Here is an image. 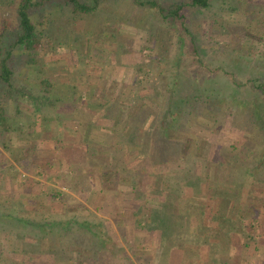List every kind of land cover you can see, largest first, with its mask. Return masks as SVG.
Wrapping results in <instances>:
<instances>
[{
	"label": "rangeland",
	"instance_id": "rangeland-1",
	"mask_svg": "<svg viewBox=\"0 0 264 264\" xmlns=\"http://www.w3.org/2000/svg\"><path fill=\"white\" fill-rule=\"evenodd\" d=\"M10 13L11 10L6 6L0 10L2 16H9ZM185 15L184 27L179 22H165L154 9L138 6L132 0H103L93 14L84 15L69 28H60L57 31L58 39L63 38L66 42L61 47L51 48L50 57L55 60L50 61L43 69L44 75H49L54 82L52 95L53 100L57 99L56 105L48 110L51 111L48 123L43 128L40 117L33 115L29 120L34 122V125L28 127V118L23 106H29L31 109L30 105L24 102L19 108L15 105L9 106V120L13 122L16 133L13 134V153L5 151L6 159H1L0 155V264H75L69 258L75 255L71 251L72 247L68 245L70 235H53L50 234V227L37 226L39 222L58 223L75 216L80 220L89 217L90 221L105 223L109 220L117 237L112 238L117 242V246H121L117 255H122L123 251L130 258L128 264L129 261L130 264H193L188 263L191 255H188L186 250L196 239L194 234L187 236L181 231L180 237L168 226L163 234L164 243L159 241L160 234L155 229L146 231L148 235L145 231L135 235L132 230L133 216L129 214H132L137 203L131 202L133 195L129 188L120 192L118 186L102 180V187L107 191L98 195L97 187L91 186L89 178L96 177L97 171L92 170L83 160L84 139L80 138L83 136L81 125L91 123L96 127L92 132L94 135L89 136L86 141H95L92 143L99 144L101 152H108L107 158L112 166L121 165L125 157H132L130 154H116L113 148H110L108 142L111 133L108 132V127H115L120 111L115 108L114 119L110 114L113 110L110 108L104 111V114L102 110L97 112L91 109L88 101L96 92H101L103 97L112 93L111 99L115 101L117 98H131L134 105L129 114L143 102H146L144 106L147 111H158L153 121H157L156 125L152 124L149 129L152 131L151 137H155L156 148L163 140L160 127L157 126L162 122L164 109L171 103L173 105L171 104L169 110L171 112L173 109L174 114H178L179 110L190 109L196 114L194 117L193 114L188 115L192 117V121L207 124L206 153H210L209 161L216 162L217 170L221 169L223 163L226 164L223 165L221 174H218L219 177L235 179L245 173L248 179H251V173L264 172V130H260L264 125V96L253 87L251 81L257 79L264 83V0H212L208 8L187 7ZM33 69L29 70L23 62L16 64L14 82L18 87L30 88L29 92L37 96L40 87L42 88L40 81L43 76L36 68ZM96 79L99 80L97 84ZM210 93L215 94L212 100L206 97ZM148 94V101L143 98L136 99L137 96L146 97ZM20 98L23 97L19 96ZM200 100L208 102L206 105L209 104L211 108L205 109V105L202 107ZM217 107L220 108V114L216 115L214 110L216 111ZM88 119L91 121H86ZM18 124L22 129L18 128ZM73 125L80 126L74 133ZM44 129L53 134L56 132L57 138L47 140L49 137L42 134ZM59 130H63L64 140L60 139ZM20 131L27 132L28 137L20 136ZM171 134L174 138L187 136L185 132L171 131ZM249 140L251 147L247 153L246 148L241 146H245ZM30 141H34L39 149L35 154L27 155L26 160L25 155L19 151L28 147ZM96 148L97 145L94 146V149ZM1 152L4 151L0 145V154ZM157 152L149 157H146V154L141 155L155 171L185 166L186 160L179 156L171 157L169 162L162 164L161 156ZM47 155L53 160L51 172L55 174L54 178L47 177L45 173L38 175L40 170L37 168L31 171L29 161L33 157L42 159ZM235 156L249 159L257 166L249 173L245 171L244 166H239L238 160L227 163ZM204 157L206 158L205 155ZM188 162H192V159L188 158ZM211 169L212 176L205 180L203 187V192L206 193L208 185L217 183L216 169L214 166ZM172 174L169 173L171 177L168 178L167 184L162 183L154 188L152 181L148 183L141 195L144 217L148 216L146 214L150 206L159 207L165 200L171 184L182 182L183 178L179 172L173 176ZM218 183L221 184L219 181ZM33 184H39V201L35 200ZM184 187L183 183L182 189ZM211 191L212 188L209 187V192ZM57 192L60 195L54 198L53 195ZM250 198H257V194L251 195ZM178 199L175 208L183 212L188 208L200 210L206 204V199L199 196L182 194ZM59 200L61 202H58ZM258 200H264V196H259ZM97 205L100 206L99 209L96 208ZM230 207L231 211L245 214L246 205H238L236 208L235 205L226 204L225 210L229 212ZM257 211L261 216L256 219L255 234L259 240L256 249H253L251 244L246 250L240 246V242H236L231 250L236 256H232L226 247L220 246L213 250L214 253L222 250V256L233 257L236 263L237 260L245 258L247 252L252 251V254L256 253V257L249 256L256 260V264H264V235H260L264 230L263 206L251 215L256 217ZM205 216L209 218L211 212H206ZM187 221L184 227H191L192 223ZM148 226L152 227V224L148 222L147 228ZM181 227L182 225L179 226ZM82 235L87 246L90 238ZM48 238L57 241L55 249L64 247L68 251H59L57 255L41 253L36 255L35 261L31 263L28 253L31 245L41 243L46 248L49 245ZM171 239L175 242L168 245L167 242ZM200 255V252H196L195 260ZM123 259L114 260V263ZM93 263L89 260L86 264Z\"/></svg>",
	"mask_w": 264,
	"mask_h": 264
},
{
	"label": "trees",
	"instance_id": "trees-1",
	"mask_svg": "<svg viewBox=\"0 0 264 264\" xmlns=\"http://www.w3.org/2000/svg\"><path fill=\"white\" fill-rule=\"evenodd\" d=\"M102 1L103 0H0V10L3 6L11 10L9 16L0 15V145L4 151L0 154L1 159L7 158L5 151L9 154H12L14 151L13 134L16 133V129L13 127V122L9 120V106L15 105V107L19 108L18 106H22L25 102L31 107L30 109L29 106H23L28 118L26 123L28 127L34 125V122L29 120L30 116L33 115L40 117L41 123L43 122V128L46 126L50 119L49 114L51 113V111L49 112L48 110L56 105L57 99L54 98L53 100L52 95L54 82L49 75H44L43 69H45L50 61L52 62L55 60L50 57L52 54L51 48L61 47L66 42L63 38L62 40L58 39L57 31L60 28H69L71 24H74L76 20L84 15L93 14L101 6ZM132 1L138 6L154 9L165 22L171 24L179 22L181 26H184L186 20L185 9L187 7L208 8L212 0H188L186 2H175L174 0V2L169 3L160 0ZM192 46L194 47L193 43ZM22 62L27 65L29 70H34L33 68H36L39 74L42 73L43 78H41L40 81L42 88L40 87L37 96L29 92L30 88H22L15 85L16 64H21ZM251 81L253 87L264 96V83L257 79ZM95 82L97 84L99 80L96 79ZM100 93L101 92H96L88 101V105L91 109L97 110V112L102 110L103 114L104 111L110 108V110H113V112L110 113L113 118L115 108L120 111L115 121V127H108V132L111 133L108 144L110 148H113L116 154L124 156L130 154L132 157H130V159L125 157L121 165L115 164L112 166L108 160L109 158H107L109 157L108 152H101L98 146L99 144H94L95 141H90L91 143L86 141V139L92 135V130L94 129L91 128L94 127L91 123L89 124L90 127L84 124L81 125V131H83L81 134L83 136L80 138L84 139V153L82 157L87 166H91L92 170L97 171L96 177H90L89 180L92 187H97L99 191H97L98 195H100L101 192L103 194L107 191L102 187V180H105V183H112L118 186L120 192L125 190V188H129V192L133 195L131 197V202L137 203L132 214H129L131 217L133 216L132 230L135 235L140 231H145L146 233V231L155 229L160 234L159 241L164 243L165 238L163 234L168 226H170L175 233L177 232L180 237L181 231L187 236L194 234V238L196 237V239L186 250L188 255H191V260H189L188 263L193 264H211V262H213V264H236L233 257L230 258L228 255L222 256V250H218L217 254L213 251L216 250L217 246H220L221 248L226 247L232 252L235 235H240L243 238L242 242H240V246L242 245L243 248L252 246L251 244H253V249L258 247L259 240L256 238L255 231H257L256 222L261 214L257 211L256 217H253L251 213L258 210L261 206L264 208V200H258L259 196H264V172L251 173L257 164L254 165L255 163L252 164L249 159L247 160L246 158L235 156L233 160H229L227 163L238 160L237 163L239 166H244L245 171L251 173V177L253 178L248 179L245 173H243L241 177L235 179L231 177L221 178L218 174H221L223 165L226 164L221 163V169L217 170L216 162L209 161V158H211L210 153H206L208 149V135H206L208 132L206 127L207 124L192 121V117H188V115L193 114L192 116L194 117L196 114H194L193 111L191 112L190 109L189 111L183 109L184 112L179 110L178 114H174L172 113L173 109L171 112L169 110L173 105L170 102L172 105L170 104L166 107L167 109H164L161 118L162 122L157 126V128L160 127V135L163 140L160 141L158 144L159 147L156 148L154 143L155 137H151L152 131L149 129H151L150 127H152V124L156 125L157 121L154 123L153 121L157 117L158 111L154 109L152 113L147 111L144 106L146 102H143L137 106L138 109L133 110L132 114H129V110H131V107L134 105L131 102V98L128 100L117 98L115 101V99H111L112 93L110 95L107 94L105 97ZM163 94H160V96ZM19 96L23 98L19 99ZM206 97L212 100L215 94L210 93ZM142 98L150 100L149 94L146 97H136L137 100ZM172 102L174 103L175 101ZM196 103L197 102H195V104ZM200 103H203L202 107L206 106L205 109L208 107L211 108L208 106L209 104L206 105L208 102L200 100ZM186 104H188V102H186ZM64 106L66 107L67 105ZM82 106L85 107L84 104H82ZM215 109L216 111L213 110L217 115L220 108L217 107ZM183 114H187V116L184 117ZM167 119H169L168 123ZM18 128L22 129V126L18 124ZM260 130H264V125ZM171 131L176 133L185 132L187 136L186 138H174ZM18 134L20 136L27 135L26 137H28L27 132L23 133L20 131ZM42 134L48 137L54 136L51 131L49 132L46 129L42 130ZM64 138L65 134L63 133L61 139L64 140ZM44 139L45 138H43V140ZM33 142L30 141L28 147L19 151L25 155L26 160L27 155L35 154L39 149V146ZM250 142L249 140L247 144H244L245 146H241L242 148H246L247 153L251 147ZM14 143L17 145L16 142ZM95 145H97L96 149H94ZM237 147L238 146H236V148ZM156 151H158V155L161 156L160 163H167L171 157L179 156L186 160L185 166L177 169L170 168L167 171H155L153 168L149 167V162L145 158H141V155L146 154V157H149L156 153ZM188 158H191L192 162H188ZM134 160L136 162L133 163ZM29 164L32 166V172L34 168H37L40 170L37 173L38 175L42 176V174L45 173L49 178L55 177V174L53 175L51 172L54 165L53 161H50L48 157L42 159L33 157L31 161H29ZM10 165L14 166V164ZM213 166L217 173L215 176L217 183L213 184V186H210L211 184L208 185V192L206 193L203 192V187L205 185V180L207 181V179L212 176L210 171ZM177 172L182 175L183 180L181 183H184V189H182L181 183L177 185L171 184L165 200L160 203L159 207L150 206L146 214L149 218H146L148 216L144 217L145 210L143 208L141 195L146 190L148 183L152 181L154 188L162 183L167 184L168 178L171 177L169 173H173V176ZM242 178L245 179L242 180ZM27 179L33 181L31 178ZM218 181L221 182V184L218 183ZM33 185L35 186V200L39 201V184ZM209 187L210 189L212 188L211 192H209ZM182 194L185 196L204 197V199H206V204L202 206L200 210L188 208L185 212L182 210L178 211L175 208V203ZM253 194H257V198H250ZM58 195H60L59 192L54 194L53 197L57 198ZM217 200L219 201L217 202ZM58 202H61V200ZM226 204L230 206L235 205L236 208L238 205L239 207L246 205V211L243 209L245 214L236 210L231 211V207L229 212H227L225 210ZM96 208L99 209L100 206L97 205ZM206 212H211L209 218H206ZM179 220H181V222ZM186 220L192 223L191 227H184ZM148 222L152 224V227L148 226L147 228ZM39 223L40 224H37V226L40 225L41 227V225H43L45 227H50V234L55 235L59 233L61 237L70 235L71 238L68 245L72 247L73 250L71 251L73 255H75L69 258L73 260L75 264H86L89 260H92L94 262L93 264H128L127 262L130 260L129 256L125 255L123 251H121L122 255H117V251L121 246H117V242L112 238L116 233L109 220L105 223L104 221H90L89 217L80 220L75 216L73 218L70 217L68 221H61L58 223L50 221L43 222L44 224H42V222ZM180 225H182L181 228H179ZM34 226L36 227V225ZM82 234L90 238L87 246L84 244L85 238L81 237ZM146 234L148 235V233ZM260 235H264V230L260 232ZM197 237H199V239ZM48 241L49 245H47L46 248L44 245L42 246L41 243L40 245L36 244V246L31 245L30 252H28L30 254L29 259L31 263L35 261L36 255L41 253L57 255L59 251H68L64 247L55 249L57 241L55 242L54 239L51 240L48 238ZM173 242L175 241L171 239L168 240L167 244L173 245ZM10 247L13 248V245ZM11 252H13V250ZM196 252H200L201 254L197 260H195L194 256ZM217 255L219 257H217ZM65 256H62V258ZM122 258L124 259L121 262L117 263L115 261L116 263H114V260L119 261ZM130 263L129 261V264Z\"/></svg>",
	"mask_w": 264,
	"mask_h": 264
},
{
	"label": "crops",
	"instance_id": "crops-1",
	"mask_svg": "<svg viewBox=\"0 0 264 264\" xmlns=\"http://www.w3.org/2000/svg\"><path fill=\"white\" fill-rule=\"evenodd\" d=\"M111 94V93H110ZM86 121H91L90 119H88V120H86ZM89 124L90 123H86V124H84V125H87V126H89ZM86 126V127H87ZM90 127V126H89ZM80 128V126L79 125H73V127H72V130H73V133L74 132H76L78 129ZM91 128H96V127H91ZM62 131L63 130H59V133L62 135L63 133H62ZM93 131V130H92ZM55 132V131H54ZM76 134H74V136H75ZM92 135H94V134H92ZM57 137H56V132H55V134H54V136L53 137H49V138H47V140H52V139H56ZM61 139V138H60ZM45 140V139H44ZM58 140V139H57ZM62 140V139H61ZM47 157H49V155H47ZM52 157V156H51ZM46 158V157H45ZM50 161H53L52 160V158H50L49 159ZM30 177H32V176H30ZM264 219V218H263ZM256 238H258V237H256ZM242 240H243V238L240 236V235H236V237H234V243H236V242H238V244H239V242H242ZM259 246V245H258ZM251 246H249L248 247V249L250 248ZM246 250H247V248H246ZM253 252L251 251L250 253H246V255H245V258H242L240 261H238L237 260V262H236V264H252L253 263V261H254V264H256V260H254V259H252L251 257H253V256H255V254L256 253H254V254H252ZM231 254L233 255V256H236V253L234 252V251H232L231 252ZM251 257H250V256ZM257 256H259V255H257ZM256 257V256H255Z\"/></svg>",
	"mask_w": 264,
	"mask_h": 264
}]
</instances>
